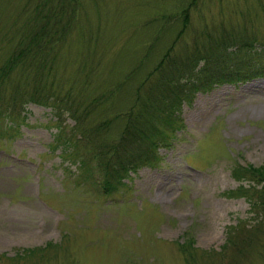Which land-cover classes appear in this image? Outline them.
I'll return each instance as SVG.
<instances>
[{
    "label": "rangeland",
    "instance_id": "374dc122",
    "mask_svg": "<svg viewBox=\"0 0 264 264\" xmlns=\"http://www.w3.org/2000/svg\"><path fill=\"white\" fill-rule=\"evenodd\" d=\"M40 30L55 43L45 56L24 43ZM219 42L264 66V0H0V96L38 72L42 89L73 92L84 126L104 123L87 146L52 103L27 98L0 117V264H264V214L238 190L254 180L243 167L264 165V75L184 102L155 163L118 190L93 176L96 148L119 141L170 47L182 60ZM21 50L26 65L2 79Z\"/></svg>",
    "mask_w": 264,
    "mask_h": 264
},
{
    "label": "trees",
    "instance_id": "16d2710c",
    "mask_svg": "<svg viewBox=\"0 0 264 264\" xmlns=\"http://www.w3.org/2000/svg\"><path fill=\"white\" fill-rule=\"evenodd\" d=\"M58 10L56 15L61 12ZM184 22L183 26L185 28L188 23H186V19ZM42 33L44 34L43 30L35 32L32 41H25L24 43L28 44L29 48H32L31 51L37 55H40L41 51L34 50V48L42 46V52L45 56L47 49L50 51L51 47L55 46V43L49 41L40 44L43 39ZM221 45L222 43L220 42L213 44V51L215 50V52L211 54V57L203 52L200 53V47H198V55L193 54V56L182 60L179 56H171L173 50L171 47L164 54V57L147 77L149 80L153 76V80H150L151 92L148 90V92L142 94L140 87H138L136 100L129 110L125 111L127 123L119 141L109 144L105 148H102L101 145L99 149L96 148L97 154L93 163V176L98 178L96 183L100 192L107 195L118 190L130 172L136 171L144 165L155 163L158 158L157 154H159L158 149L162 145H167L173 138L176 125L179 122L178 120H180L176 116L179 115L182 104L184 102H192L198 92H208L220 83L243 82L264 75V66L260 65L259 59H245L241 55L230 54ZM22 54L23 51L21 50L19 54L12 55L11 65L9 63L3 69L2 79L7 76V68L12 67L14 62L17 65L19 63L26 65L20 59ZM32 59H34V55ZM202 59L206 63L198 66V61ZM43 77L44 75L36 72L32 80L35 85L32 88L30 87L28 90L26 88L22 92L21 87H23L24 83L19 82L18 84L16 83V87L10 93L11 96L6 98H3V95L0 96V117H4L7 114H15L20 104L18 101H24L27 98L44 104L52 103L58 111L62 109L72 111L76 120L75 129L78 132L77 136L81 142L87 146L94 142L96 140L94 138L100 129L104 128V123L99 122L84 126V121L88 114L84 110L79 109L77 105L75 107L72 106L74 104L73 99H76L73 92L70 90L66 95H61V92L56 89H42ZM110 92L112 93L114 90ZM91 106L93 105L88 106V108ZM60 115L58 114V117ZM59 140L65 141L60 137ZM72 143L73 145L78 144L75 154H79L78 147L80 143ZM70 148L72 149L71 144ZM240 173L254 180L250 187L240 186L238 190L247 197L255 214L260 215L261 213L263 215L264 165L260 167H243ZM257 180L259 184H262L260 188L261 184L256 185ZM237 226L233 228L236 231L240 227L242 228V226ZM234 235L233 231H231L229 241H232V243L234 242Z\"/></svg>",
    "mask_w": 264,
    "mask_h": 264
}]
</instances>
